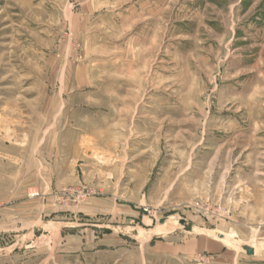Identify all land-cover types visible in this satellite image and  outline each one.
I'll return each mask as SVG.
<instances>
[{
    "label": "rangeland",
    "instance_id": "obj_1",
    "mask_svg": "<svg viewBox=\"0 0 264 264\" xmlns=\"http://www.w3.org/2000/svg\"><path fill=\"white\" fill-rule=\"evenodd\" d=\"M263 243L264 0H0V264Z\"/></svg>",
    "mask_w": 264,
    "mask_h": 264
},
{
    "label": "water",
    "instance_id": "obj_2",
    "mask_svg": "<svg viewBox=\"0 0 264 264\" xmlns=\"http://www.w3.org/2000/svg\"><path fill=\"white\" fill-rule=\"evenodd\" d=\"M179 223L184 226L185 230H189L191 227L186 224V221L184 219H180ZM244 251L248 255L254 254V248L252 246H243Z\"/></svg>",
    "mask_w": 264,
    "mask_h": 264
},
{
    "label": "bare ground",
    "instance_id": "obj_3",
    "mask_svg": "<svg viewBox=\"0 0 264 264\" xmlns=\"http://www.w3.org/2000/svg\"><path fill=\"white\" fill-rule=\"evenodd\" d=\"M167 224V223H166ZM166 227H162V228H160L159 230H160V232H164V231H166V230H171V229H173L174 228V226H171V225H165ZM228 239V238H227ZM228 241V240H227ZM229 241L232 243V240H230V238H229ZM259 246H264V243L263 244H260V245H258V247ZM256 250H258V247H257V245H254L253 246ZM254 252H255V250H254Z\"/></svg>",
    "mask_w": 264,
    "mask_h": 264
},
{
    "label": "crops",
    "instance_id": "obj_4",
    "mask_svg": "<svg viewBox=\"0 0 264 264\" xmlns=\"http://www.w3.org/2000/svg\"><path fill=\"white\" fill-rule=\"evenodd\" d=\"M105 229H106L107 231H110V232L113 233V234L115 233V232L113 231V229L110 228V225H107V226L105 227ZM222 237H223V240H222V241H223L224 243H227V242H228V241H227V238H228V239L230 238V239L232 240V238H231V236H229V234H223ZM202 245H203V244H202Z\"/></svg>",
    "mask_w": 264,
    "mask_h": 264
}]
</instances>
